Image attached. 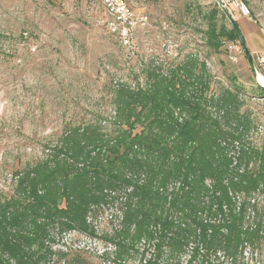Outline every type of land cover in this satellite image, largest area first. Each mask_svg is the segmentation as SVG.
<instances>
[{"label": "trees", "instance_id": "16d2710c", "mask_svg": "<svg viewBox=\"0 0 264 264\" xmlns=\"http://www.w3.org/2000/svg\"><path fill=\"white\" fill-rule=\"evenodd\" d=\"M235 26L215 0L206 48L237 42ZM186 58L147 71L144 85L117 84L113 132L68 123L47 157L14 172L0 196V264H49L73 250L53 248L73 233L110 244L107 264L236 263L262 248L264 122L255 145L240 107L242 95L264 99V86L214 83L206 60ZM107 210L117 223L100 234L93 218Z\"/></svg>", "mask_w": 264, "mask_h": 264}, {"label": "rangeland", "instance_id": "374dc122", "mask_svg": "<svg viewBox=\"0 0 264 264\" xmlns=\"http://www.w3.org/2000/svg\"><path fill=\"white\" fill-rule=\"evenodd\" d=\"M126 1L134 12L147 16L145 24L135 28L130 44L108 30L103 0H0V196L12 192L16 170L52 152L66 124L97 121L113 132L112 97L119 83L144 85L147 71L168 73L189 55L206 60L214 83L230 85L235 76L242 93L258 83L238 41L234 43L241 50L233 53L226 46L220 54L206 48L204 30L215 0ZM241 1L250 12L245 17L237 11ZM221 2L238 20L246 44L252 50L254 44L262 47L264 0ZM247 17L258 24L263 40L250 38ZM253 53L262 75L259 55L264 54ZM214 83L211 92L217 88ZM242 98L240 113L251 121L253 144H261L254 128L264 122V99L248 94ZM112 214L102 211L93 218L100 234L114 228ZM63 238L53 248L67 244L73 250L55 255L49 264L108 263L102 252L111 246L104 239L76 233ZM225 264H264V245Z\"/></svg>", "mask_w": 264, "mask_h": 264}, {"label": "built area", "instance_id": "2783aa9c", "mask_svg": "<svg viewBox=\"0 0 264 264\" xmlns=\"http://www.w3.org/2000/svg\"><path fill=\"white\" fill-rule=\"evenodd\" d=\"M105 12L107 14L106 25L108 30L115 34L119 41L125 44L131 43V35L138 26H143L147 20L144 14L134 12L126 0H103ZM238 9L242 15H249L248 7L243 3H238ZM238 43V42H237ZM230 42L227 47L230 53L240 51V46ZM263 66H264V60Z\"/></svg>", "mask_w": 264, "mask_h": 264}, {"label": "water", "instance_id": "95a60500", "mask_svg": "<svg viewBox=\"0 0 264 264\" xmlns=\"http://www.w3.org/2000/svg\"><path fill=\"white\" fill-rule=\"evenodd\" d=\"M217 2L219 4H221V0H217ZM235 30H236V33H237V36H238V42L240 43L242 49H243V52H244V55H245V58L249 64V67L251 69V72L254 76V78L256 79V81L258 82V84H261L263 85L262 83L259 82L258 80V75L260 74L259 71L257 70V67H256V64H255V61H254V58L252 56V53L250 52L245 40H244V37L242 35V32L240 30V28L238 26H235ZM264 86V85H263Z\"/></svg>", "mask_w": 264, "mask_h": 264}, {"label": "crops", "instance_id": "0c3cea01", "mask_svg": "<svg viewBox=\"0 0 264 264\" xmlns=\"http://www.w3.org/2000/svg\"><path fill=\"white\" fill-rule=\"evenodd\" d=\"M238 12H239V10H237ZM240 13V12H239ZM242 16H244V15H242ZM245 17V16H244ZM246 20H247V22H248V25L250 24V33H249V35H250V38L253 40V41H261V40H263V32H262V30L259 28V26H258V24H256L255 22L253 23H249L250 21H249V17H247L246 18ZM263 46L262 47H259V46H257V45H253V50L255 51V52H260V54L261 53H263L264 54V44H262ZM261 56V60H264V57H262V55H259V57ZM258 60V59H257ZM260 62V61H259Z\"/></svg>", "mask_w": 264, "mask_h": 264}, {"label": "bare ground", "instance_id": "6f19581e", "mask_svg": "<svg viewBox=\"0 0 264 264\" xmlns=\"http://www.w3.org/2000/svg\"><path fill=\"white\" fill-rule=\"evenodd\" d=\"M258 80L264 85V77L261 74L258 75Z\"/></svg>", "mask_w": 264, "mask_h": 264}]
</instances>
